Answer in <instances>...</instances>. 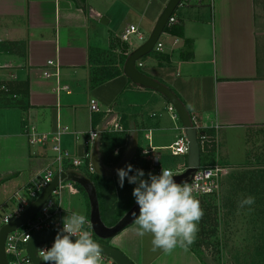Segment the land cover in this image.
I'll return each instance as SVG.
<instances>
[{
  "label": "crops",
  "instance_id": "1",
  "mask_svg": "<svg viewBox=\"0 0 264 264\" xmlns=\"http://www.w3.org/2000/svg\"><path fill=\"white\" fill-rule=\"evenodd\" d=\"M168 1L0 0V206L5 211L39 180L52 155L48 147L29 144L27 124L39 133L68 127L62 147L86 164L93 146H85L84 137L92 129L103 131L98 151L107 168L121 162L135 132L141 145L143 133L152 130L154 150L142 156L138 148L133 168L143 170L144 179L149 173L159 175L160 167L174 175L187 168V156H172L168 149L184 130L180 119H172L170 103L156 91L134 85L123 71L124 58L143 42L136 34L129 46L121 41L123 32L135 25L145 41ZM176 18L174 27L183 35H165L164 51L143 58L140 69L172 88L194 121L218 136L219 153L211 162L205 157V163L217 162L227 170L219 193L210 196L221 198L232 194L226 181L232 172L264 173V0H203ZM48 61L60 64V83L70 91L57 92L56 78L45 77ZM94 79L106 80L94 85ZM91 99L101 112L90 111ZM111 118L124 131L105 130ZM238 138L246 139L241 161L229 158V142ZM79 172L94 182L107 226L116 225L136 203V185L127 179L121 188L117 175L91 174L85 166ZM206 199H198L201 206ZM63 204L62 220L80 213L90 221L89 199L79 188L77 193L66 189ZM136 227L133 223L103 243L134 264H215L201 254L205 245L199 239L187 251L177 247L168 254L153 251L152 236L139 237ZM204 233L199 223L198 235Z\"/></svg>",
  "mask_w": 264,
  "mask_h": 264
},
{
  "label": "built area",
  "instance_id": "2",
  "mask_svg": "<svg viewBox=\"0 0 264 264\" xmlns=\"http://www.w3.org/2000/svg\"><path fill=\"white\" fill-rule=\"evenodd\" d=\"M203 0H181L179 8H188L194 5L200 6ZM211 4L213 0H210ZM176 13V12H175ZM170 18L168 26L177 24L176 14ZM138 35L139 39L144 41V38L135 25L128 26L121 36V41L129 46L133 45V35ZM164 32L157 41L154 51L163 52L165 49V43L163 38L167 35ZM176 44V42H175ZM139 68L143 67L141 60L137 62ZM60 64L56 61H48L44 69V75L47 79L56 78L57 80V92L58 91H70L69 87L60 83ZM90 111L92 113L101 112L98 102L95 99L90 101ZM168 111L171 113V117L174 120L178 119V114L172 104H169ZM194 127L198 132V140L201 147V165L197 169L193 179L189 182L194 187L193 195L196 199L203 197L214 196L219 193L221 189L222 176L226 174V168L219 163H203L202 157L210 158L218 155L219 153V139L217 135H210L205 131V127L198 125L194 121ZM105 130L108 131H124V128L119 124V121L111 118L107 120ZM70 131L68 127L58 126L57 130L52 133H39L34 125L25 126V135L28 138V142L33 146L48 147L52 155L48 166L43 170L38 181L33 183L31 187L27 189V195L29 197H23L20 200V204L13 210L5 211V206H0V228L6 224L12 222L15 218L20 216L25 210L30 207L34 201L39 197L41 192L52 182L56 175H61L73 168V170L79 171L83 166L86 167L87 172L95 173L92 163L86 164L84 158H80L68 150L62 147V136ZM102 131L99 129H92L84 137V145L92 147L96 140L99 139ZM78 140L79 137L76 136ZM152 130H147L141 137V145L139 143V151L142 156L150 155L154 147L152 145ZM169 151L172 156H187L189 151V142L184 133L169 146ZM119 153V149L116 150ZM155 165L158 167V161L155 160ZM160 167V166H159ZM186 170V169H185ZM184 170V171H185ZM162 168H158L160 174ZM182 171V172H184ZM181 172V173H182ZM174 175V173H173ZM68 189L71 193H77L78 188L76 183L68 180H60L59 186L53 191L41 210L29 220L26 224L17 228L13 232H10L5 241V253L9 264H36L29 256L27 251V244L32 236L37 232L51 231L58 233L63 228V220L61 216L66 212L63 204V193ZM91 225L90 221H88ZM92 237L95 235L92 227L90 229ZM54 241H49L41 244L38 249L50 248ZM39 257V256H38ZM41 262L42 257H39ZM103 263L115 264L109 257L103 255Z\"/></svg>",
  "mask_w": 264,
  "mask_h": 264
},
{
  "label": "clouds",
  "instance_id": "3",
  "mask_svg": "<svg viewBox=\"0 0 264 264\" xmlns=\"http://www.w3.org/2000/svg\"><path fill=\"white\" fill-rule=\"evenodd\" d=\"M117 176L121 188L125 179L136 185L132 195L139 215L133 213L137 226L134 232L139 237L151 235L153 251L170 254L177 247L187 251L195 243L204 210L193 195L192 185L177 183L173 172L163 168L159 175L149 173L144 179V171L131 164L117 169ZM254 204L255 197L249 195L238 202V209L248 206L251 210ZM91 227L85 215H67L52 246L37 249L36 253L43 264H103V249L92 238Z\"/></svg>",
  "mask_w": 264,
  "mask_h": 264
},
{
  "label": "water",
  "instance_id": "4",
  "mask_svg": "<svg viewBox=\"0 0 264 264\" xmlns=\"http://www.w3.org/2000/svg\"><path fill=\"white\" fill-rule=\"evenodd\" d=\"M181 0H169L162 14L158 18L156 25L150 34L141 44L138 45L129 55L124 64V74L132 83L142 89H149L161 94L170 104H172L183 125L184 133L189 142V151L187 154V168L184 172L174 175L177 183L190 182L197 169L201 165V147L198 140V132L194 127L193 117L178 94L165 83L145 74L137 65L139 60L150 55L161 35L165 32L170 18L176 12ZM99 139L95 141L91 152V163L95 174L102 177H114L117 175V169L125 168L134 160L139 148V133L135 132L128 150L119 164L112 168L103 165L99 151ZM68 180L81 186L87 194L90 203V223L92 230L100 241H95L103 249V255L109 257L115 264H134L121 251L106 245L103 241L114 238L121 231L134 223L133 213L139 215V206L135 203L132 208L119 220L114 226H107L101 215L99 198L94 182L79 171L69 170L61 175H56L52 182L41 192L34 203L28 207L24 213L15 218L9 224L0 228V264H9L5 253V241L10 232L26 224L29 220L44 206L53 191L59 186L60 180ZM57 233L51 231H42L35 233L27 244L29 256L36 264H43L38 257L36 250L45 242L54 241ZM75 240V238H73ZM102 241V242H101Z\"/></svg>",
  "mask_w": 264,
  "mask_h": 264
},
{
  "label": "rangeland",
  "instance_id": "5",
  "mask_svg": "<svg viewBox=\"0 0 264 264\" xmlns=\"http://www.w3.org/2000/svg\"><path fill=\"white\" fill-rule=\"evenodd\" d=\"M184 9H177L176 15ZM245 143L246 139L243 141L239 138L237 142H229L228 148L230 151L232 149L229 158L241 161L244 155L242 144ZM208 160L211 162L213 156ZM202 162L205 163V157H202ZM253 166L259 167L257 164ZM260 171L251 174L243 169L232 172L231 179L230 176L226 179L232 186V194H221V198L209 197L201 206L204 216L200 225L207 234L197 235V239L205 245V251L201 254L215 264H264V173ZM255 184L260 188L255 189ZM22 195L29 199L24 191ZM249 195L255 197L251 210L248 206L238 209V202ZM226 200L228 202L225 203ZM19 204L20 201H14L12 210ZM222 212L225 213L224 219H220ZM233 216L235 219L230 218Z\"/></svg>",
  "mask_w": 264,
  "mask_h": 264
},
{
  "label": "trees",
  "instance_id": "6",
  "mask_svg": "<svg viewBox=\"0 0 264 264\" xmlns=\"http://www.w3.org/2000/svg\"><path fill=\"white\" fill-rule=\"evenodd\" d=\"M176 14V13H175ZM175 25H173V26H170V27H167L166 28V30H165V32H167V33H170V34H174V35H178V36H182L183 35V32H182V30L181 29H178V28H175L174 27ZM155 52H157V51H153V53H155ZM153 53H151V55L153 54ZM157 53H159V52H157ZM127 57H125L124 59H126ZM104 80H106V79H103V81ZM102 80H96V79H94L93 80V84L94 85H97V84H100L101 82H103ZM77 187L86 195V197H87V194H86V192L84 191V189L81 187V186H79V185H77Z\"/></svg>",
  "mask_w": 264,
  "mask_h": 264
},
{
  "label": "bare ground",
  "instance_id": "7",
  "mask_svg": "<svg viewBox=\"0 0 264 264\" xmlns=\"http://www.w3.org/2000/svg\"><path fill=\"white\" fill-rule=\"evenodd\" d=\"M174 107V106H173ZM178 119H179V116H178ZM103 132V131H102ZM77 185V184H76Z\"/></svg>",
  "mask_w": 264,
  "mask_h": 264
}]
</instances>
